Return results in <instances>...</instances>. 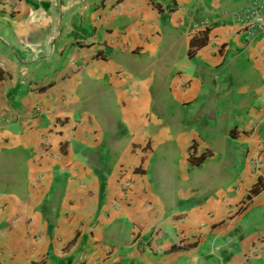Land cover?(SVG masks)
<instances>
[{"label":"crops","instance_id":"1","mask_svg":"<svg viewBox=\"0 0 264 264\" xmlns=\"http://www.w3.org/2000/svg\"><path fill=\"white\" fill-rule=\"evenodd\" d=\"M11 1L0 264H264V31L234 20L244 0Z\"/></svg>","mask_w":264,"mask_h":264},{"label":"built area","instance_id":"2","mask_svg":"<svg viewBox=\"0 0 264 264\" xmlns=\"http://www.w3.org/2000/svg\"><path fill=\"white\" fill-rule=\"evenodd\" d=\"M0 2L12 3L11 0H0ZM262 0H244L242 6L233 12V18L244 28L246 37L251 36L253 30L264 31V14L261 10ZM37 112L39 106H34ZM45 144V143H44Z\"/></svg>","mask_w":264,"mask_h":264}]
</instances>
